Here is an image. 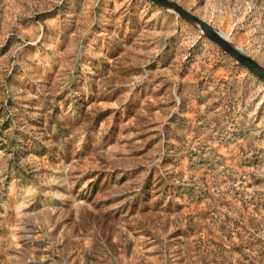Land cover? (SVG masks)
<instances>
[{"label":"rangeland","instance_id":"rangeland-1","mask_svg":"<svg viewBox=\"0 0 264 264\" xmlns=\"http://www.w3.org/2000/svg\"><path fill=\"white\" fill-rule=\"evenodd\" d=\"M0 264H264V82L148 0H0Z\"/></svg>","mask_w":264,"mask_h":264},{"label":"crops","instance_id":"crops-1","mask_svg":"<svg viewBox=\"0 0 264 264\" xmlns=\"http://www.w3.org/2000/svg\"><path fill=\"white\" fill-rule=\"evenodd\" d=\"M176 3L264 66V0H177Z\"/></svg>","mask_w":264,"mask_h":264},{"label":"water","instance_id":"water-1","mask_svg":"<svg viewBox=\"0 0 264 264\" xmlns=\"http://www.w3.org/2000/svg\"><path fill=\"white\" fill-rule=\"evenodd\" d=\"M158 6L167 8L178 15L182 20L193 26L199 32H201L209 41L218 46L224 53L229 55L237 64L247 69L260 80L264 82V66L248 57L237 48L233 47L229 43H225L220 34L215 30L207 26L191 12L184 9L181 5L172 0H148Z\"/></svg>","mask_w":264,"mask_h":264},{"label":"bare ground","instance_id":"bare-ground-1","mask_svg":"<svg viewBox=\"0 0 264 264\" xmlns=\"http://www.w3.org/2000/svg\"><path fill=\"white\" fill-rule=\"evenodd\" d=\"M220 37H221V39H222L225 43L228 42V39H226L224 36L220 35Z\"/></svg>","mask_w":264,"mask_h":264}]
</instances>
